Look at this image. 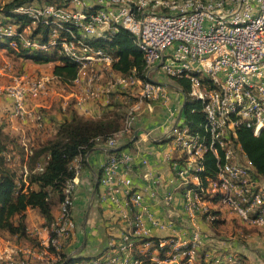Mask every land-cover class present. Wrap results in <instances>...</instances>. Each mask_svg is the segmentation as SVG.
I'll return each mask as SVG.
<instances>
[{
  "label": "built area",
  "instance_id": "1",
  "mask_svg": "<svg viewBox=\"0 0 264 264\" xmlns=\"http://www.w3.org/2000/svg\"><path fill=\"white\" fill-rule=\"evenodd\" d=\"M12 13L0 18V39L7 40L8 48L26 49L29 53L49 52L57 47L58 54L77 68L76 76L68 82L84 87L76 104L95 98L100 107L109 105L113 88L123 92L124 120L120 130L106 141L112 151L98 178L101 185L112 189L117 183L123 184L129 202L140 204L142 196L131 190L128 176L133 154L117 149V140L132 134L143 100H160L173 118L163 139L171 149L170 162L177 186L183 190L184 210L214 221L215 212L209 206L219 203L242 221L264 227L260 174L238 137L241 127L254 136L264 133V0H33L15 7ZM18 16L29 19V23L22 25ZM119 30L127 31L142 53L145 78L138 76L135 69L124 75L112 67L119 57L107 43ZM95 40L106 45L96 44ZM100 66L115 75L113 82L101 88L95 87L101 78ZM4 71L3 66L0 74ZM156 71L188 83L186 93L176 84L182 94L178 108L169 104L167 86L152 77ZM50 80L46 75L30 78L15 73L12 82L2 89L12 100V114L24 117L28 113L26 99L46 93ZM188 101L199 106H188ZM197 113L202 115L201 120L194 119ZM35 118L41 122L39 113ZM144 134L149 136V131ZM205 154L215 159L214 177L202 174ZM81 157L71 162L74 176L65 184L58 213L33 229L37 244L23 246L4 240L11 246L0 264L64 261V240L75 229L73 195ZM171 202L172 193H165L162 205L168 208ZM144 216L153 225L163 226L152 213H140L131 229L111 244L109 253L75 257L69 264H143L144 260L134 258L133 252L135 235L141 240L148 238L141 241L146 250L153 246ZM153 250L156 253L149 258L153 264H241V258L232 254L208 255L204 259L197 239L162 238Z\"/></svg>",
  "mask_w": 264,
  "mask_h": 264
},
{
  "label": "crops",
  "instance_id": "2",
  "mask_svg": "<svg viewBox=\"0 0 264 264\" xmlns=\"http://www.w3.org/2000/svg\"><path fill=\"white\" fill-rule=\"evenodd\" d=\"M9 49L0 47V58L4 56L6 60L9 55L13 56L8 52ZM19 58L21 70H18V73L25 71L35 77L33 72L42 66V69L45 67V72L47 69L43 75L51 80L48 82L46 93L29 96L26 99L25 107L28 113L19 118L12 114L11 98L2 91L12 82V76L16 71L11 69L12 66L6 62L4 64L5 71L0 74V145L12 153L11 163L17 165L18 168H20L21 160V167L25 166L26 155L20 157L15 154L10 139L14 137L18 138V141L21 139L26 147L29 143L38 146L39 143L52 136L60 123L70 120L73 115L76 114L84 119L98 118L104 112H109L112 107L110 104L100 107L95 98H88L81 104H76V99L84 87L61 81L52 72L54 62L39 64L31 63L32 60L28 58ZM44 65L50 66L46 68ZM155 74L166 78L159 71L154 72L152 77ZM161 82L167 83L169 92L171 89L176 91L170 93L169 104L178 108L182 102V94L178 91L177 85L168 79ZM104 85L101 81L95 83V87L101 88ZM122 93L113 88L110 94V103L115 102L118 107L124 108V94ZM154 106V111L144 107V113L140 114L141 116L138 114V118L135 120L132 134L122 135L117 140L118 147L122 146V150L133 154L128 176L132 181L131 190L142 196L140 204L133 205L129 202L128 196L124 192L125 186L120 183H117L112 189H106L99 183L97 191V186L95 191L93 190L107 156L112 151L106 143L97 144L92 151L87 152L81 159L79 158L82 163L73 201L76 209L81 202L82 204L86 203V206L81 218H79L78 212L73 210L75 229L64 243V250L68 256L87 258L109 253L111 244L118 241L123 233L131 229L136 215L150 212L163 226L153 225L144 216L148 237L188 241L197 239L199 253L204 259L208 255L232 254L241 258V264H264V228L257 226L250 234L247 232L245 242L239 240L236 234H234L236 237L226 239L215 235L214 222L210 224L202 214L191 215L184 210L183 190L182 187L177 186L170 162L171 149L169 143L163 139L173 123V118L168 116L167 105L156 103ZM36 112L41 116L40 123L35 118ZM135 131H137L136 137L130 140V144L123 145V142L127 138L129 139V136L132 137ZM144 131H149V136H145ZM24 154L27 152L25 151ZM118 177L120 178V174ZM259 183L264 188V175H259ZM167 192L172 193V202L168 208L161 203ZM217 204L219 205V203ZM58 210L59 205L53 208L52 214H57ZM229 214H231L229 211L225 213V215ZM217 215L215 210V216L217 217ZM224 217L221 216V219ZM25 222L28 237L7 239L0 236L2 238L0 239V258L6 256L10 251L11 245L6 244L4 240H9L11 244L16 242L23 246H32L36 242L33 229L46 224L44 217L34 208L27 209ZM134 237V258L153 264L149 258L156 252L153 248L146 250L139 236L135 235Z\"/></svg>",
  "mask_w": 264,
  "mask_h": 264
},
{
  "label": "trees",
  "instance_id": "3",
  "mask_svg": "<svg viewBox=\"0 0 264 264\" xmlns=\"http://www.w3.org/2000/svg\"><path fill=\"white\" fill-rule=\"evenodd\" d=\"M33 0H8L0 7V18L14 15L12 10L24 3ZM22 25L29 23V19L17 17V21ZM39 30L37 27L34 33ZM96 44L106 45L99 40ZM119 59L112 64L116 72L127 75L132 69L142 78L144 74V60L142 53L133 44L131 35L125 30H119L107 43ZM0 47L8 48L7 40L0 39ZM12 55L28 58L35 63L54 62L52 72L61 81L68 82L76 76L77 68L75 63L61 56L57 52V47L49 52H31L26 49H9ZM181 87L184 93L188 91V83L183 79H172ZM112 106L109 112H104L98 118L84 119L78 115H73L70 120L60 123L51 137L39 143L38 146H25V143L18 141V138L10 139L13 144L15 154L20 157L26 155L25 166L20 168L11 163L12 153L4 146L0 145V236L3 238H26L28 237L27 225L25 222L28 208L37 209L48 223L52 217L53 208L60 205L64 198V187L66 182L74 176V168L71 166L72 160L76 156H84L99 143H106L115 132L120 130L124 120V108L118 107L117 103H110ZM188 106L198 104L188 101ZM196 121L202 119V115H194ZM238 137L242 148L256 171L264 175V133L254 136L247 128L241 127L238 130ZM130 139H126L123 145L130 144ZM27 154H24V152ZM23 159V158H22ZM204 171L202 174L214 177L216 173L215 159L211 154H205ZM206 183V181L204 182ZM99 185V179L97 181ZM98 185L96 191L98 189ZM214 212V211H213ZM215 221V220H214ZM69 238V237H68ZM64 240V243L68 240ZM144 238L141 241L146 240ZM152 248L158 246L162 238L151 237ZM36 240V239H35ZM37 241L32 245L35 246ZM65 245V244H64ZM62 250V261L68 257V263L75 259V256H68ZM167 249H161L160 255ZM144 264L148 262L144 261Z\"/></svg>",
  "mask_w": 264,
  "mask_h": 264
},
{
  "label": "rangeland",
  "instance_id": "4",
  "mask_svg": "<svg viewBox=\"0 0 264 264\" xmlns=\"http://www.w3.org/2000/svg\"><path fill=\"white\" fill-rule=\"evenodd\" d=\"M6 1H8V0H0V7L3 6L4 2H6ZM39 1H44V0H39ZM2 19H4V18H2ZM6 62H8L12 66L11 69H14L16 71V73H18V70H21V64H20V58L19 57L14 56V55L13 56L9 55V58H6V60H5L4 56L1 57L0 58V68H2ZM30 62L35 63L33 60ZM41 64H46V63H41ZM44 66H46V68H48V66H50V65H44ZM99 68L101 71V78H100L99 82L101 81V83L104 85L110 81H112V82L114 81L115 75H114V72L112 73L111 69H109L107 67H103V66H100ZM46 72H47V69H46ZM46 72H45V67H44V69H42V66H41V68L39 67L38 69H36L33 72L35 74V77H32L31 75L25 73V71H21L20 74H25L26 76H28L30 78H38ZM154 79L157 81H160V82L162 80H166V79L171 80L170 78H167V77L163 78V77L159 76L158 74H155ZM173 83L176 85L175 82H173ZM173 91H175V90L171 89V91L169 93H171ZM156 103L164 105L163 102H161L160 100H154V101L143 100L141 105H140L139 111H138L139 116H141L140 114L144 113V111H143L144 107L149 108L152 111H154V108H155L154 105ZM74 206H75V204L73 205V210L75 209V211H77L79 214V218H81L84 214L86 203L82 204V202H81L80 205H77V209H76V206H75V208H74ZM209 208H210V210H212L214 212L216 210L218 215H217V217L215 216V218H214L215 221H207V222L210 224H212L214 222L213 225L215 224L214 225L215 235L222 236V238L229 239L231 237H236L234 235V234H236L239 240H241L242 242H245L247 232H248V234H250V232L254 231V229L257 228V226H258V225L252 224V223H247V222L242 221L232 210H230L225 205L210 204ZM227 211L231 212V214L225 215V213H227ZM221 216H225V217L223 219H221ZM259 227H262V226H259ZM262 228H264V227H262ZM217 255L219 256V255H223V254H217Z\"/></svg>",
  "mask_w": 264,
  "mask_h": 264
},
{
  "label": "water",
  "instance_id": "5",
  "mask_svg": "<svg viewBox=\"0 0 264 264\" xmlns=\"http://www.w3.org/2000/svg\"><path fill=\"white\" fill-rule=\"evenodd\" d=\"M151 80V79H150ZM151 81H154L155 82V80H151ZM157 82V81H156ZM161 84H164V85H167V83H164V82H160ZM173 86V85H172ZM175 87V86H174ZM185 102H186V98H185V96H184V98H183V103H182V107L185 105ZM181 107V108H182ZM180 112H181V109L179 110V113H178V116H177V119H178V117H179V115H180ZM136 134H137V131H135L134 133H133V136H132V139H134L135 137H136ZM117 149H122V146L121 147H118ZM96 186H97V182H95V184H94V188H93V190L95 191V188H96ZM61 264H67V259H65Z\"/></svg>",
  "mask_w": 264,
  "mask_h": 264
}]
</instances>
